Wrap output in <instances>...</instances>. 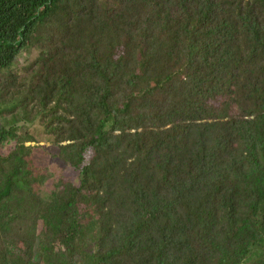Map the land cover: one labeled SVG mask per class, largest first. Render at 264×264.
Returning <instances> with one entry per match:
<instances>
[{
  "label": "trees",
  "instance_id": "1",
  "mask_svg": "<svg viewBox=\"0 0 264 264\" xmlns=\"http://www.w3.org/2000/svg\"><path fill=\"white\" fill-rule=\"evenodd\" d=\"M29 105L78 183L0 154V264H264V0H0Z\"/></svg>",
  "mask_w": 264,
  "mask_h": 264
},
{
  "label": "rangeland",
  "instance_id": "2",
  "mask_svg": "<svg viewBox=\"0 0 264 264\" xmlns=\"http://www.w3.org/2000/svg\"><path fill=\"white\" fill-rule=\"evenodd\" d=\"M35 52V51H33ZM33 59L36 58V55H32ZM29 62V61H28ZM25 60L22 58L18 61L19 73L24 71ZM24 65V66H23ZM6 120L10 123L7 124V127L13 129L14 133L17 134L16 138H10L9 141L5 144V147L0 149V154L6 155L11 150L15 149L17 146V141L19 137L26 138L29 140L25 141L26 147H31V149L26 150L25 154L27 158L34 164V171L43 172L46 176V184L44 187H41L40 193L48 195L53 189H55V182L62 178H70L78 183V171L69 165H65L63 161L59 158V148L54 144V138H52L45 131V125L39 119V116L35 111H33V105L22 106L15 110L13 113L5 114ZM92 150L88 151V158L91 156ZM58 180V181H59ZM89 218L87 217L86 220ZM18 223V222H17ZM36 223V231L44 232L43 221L38 217ZM13 235V234H11ZM17 237V236H16ZM93 237V234L90 236ZM15 236L9 237L8 239L15 242L13 239ZM12 242V243H13ZM16 247H19V254H25L24 248L17 241L15 242ZM88 249L91 251L94 248V242L92 240L88 241ZM83 257L81 258L78 264H81Z\"/></svg>",
  "mask_w": 264,
  "mask_h": 264
}]
</instances>
